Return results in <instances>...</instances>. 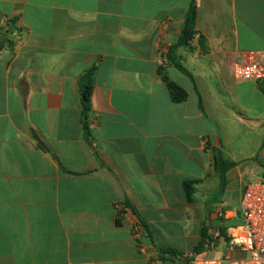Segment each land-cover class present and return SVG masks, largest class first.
I'll use <instances>...</instances> for the list:
<instances>
[{
	"label": "crops",
	"instance_id": "0c3cea01",
	"mask_svg": "<svg viewBox=\"0 0 264 264\" xmlns=\"http://www.w3.org/2000/svg\"><path fill=\"white\" fill-rule=\"evenodd\" d=\"M262 51L264 0H0V264H177L241 224L264 86L233 66Z\"/></svg>",
	"mask_w": 264,
	"mask_h": 264
},
{
	"label": "built area",
	"instance_id": "2783aa9c",
	"mask_svg": "<svg viewBox=\"0 0 264 264\" xmlns=\"http://www.w3.org/2000/svg\"><path fill=\"white\" fill-rule=\"evenodd\" d=\"M233 75L237 80L264 83V51L254 53L244 62H237L233 66ZM240 211L241 224L228 228L226 234L210 236L206 242V252L185 256L189 264H264V177L243 189ZM219 246L225 250L223 257L204 256L208 252H215ZM140 247L147 253L145 245Z\"/></svg>",
	"mask_w": 264,
	"mask_h": 264
},
{
	"label": "trees",
	"instance_id": "16d2710c",
	"mask_svg": "<svg viewBox=\"0 0 264 264\" xmlns=\"http://www.w3.org/2000/svg\"><path fill=\"white\" fill-rule=\"evenodd\" d=\"M195 23H196V7H195V4H192L190 6V9L186 17V21L184 23V28H183L182 35L180 38L181 44H186L189 40L193 38V36L196 33ZM168 56L171 62L175 65V67L178 70H180L181 72L185 74H188V71L185 69V67L180 62L176 61L175 57L171 55V52L168 54ZM163 80L165 81L174 101L180 102L186 98V92L179 85L170 81L166 76H163ZM79 85H80L79 87H80L81 96H82L83 115L85 118L88 112L90 111L91 96H92V91L94 87L93 70L88 71L82 77V79L79 82ZM261 86H264V83H262ZM263 90H264V87H263ZM217 165L219 166L220 177H221V190H223L226 184V176H225L226 171L234 167L235 164L229 161L218 160ZM185 186L187 189L189 188L191 189L190 184H185ZM205 238L206 237L204 235L202 242H200L194 248L193 252L201 253L203 251V249L205 248ZM159 251L164 256L171 254L177 257L178 259L177 264H189L188 260L184 261V259L182 258L184 256L183 252L175 251L170 248H160Z\"/></svg>",
	"mask_w": 264,
	"mask_h": 264
},
{
	"label": "rangeland",
	"instance_id": "374dc122",
	"mask_svg": "<svg viewBox=\"0 0 264 264\" xmlns=\"http://www.w3.org/2000/svg\"><path fill=\"white\" fill-rule=\"evenodd\" d=\"M191 253H188L187 255H190ZM204 256H208V257H223L224 255H214V254H205ZM187 259L184 258V261H186Z\"/></svg>",
	"mask_w": 264,
	"mask_h": 264
}]
</instances>
